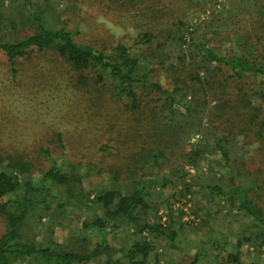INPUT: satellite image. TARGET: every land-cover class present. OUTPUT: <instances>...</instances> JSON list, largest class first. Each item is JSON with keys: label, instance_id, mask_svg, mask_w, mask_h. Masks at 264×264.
Listing matches in <instances>:
<instances>
[{"label": "trees", "instance_id": "trees-1", "mask_svg": "<svg viewBox=\"0 0 264 264\" xmlns=\"http://www.w3.org/2000/svg\"><path fill=\"white\" fill-rule=\"evenodd\" d=\"M49 1L0 0V52L10 70L15 73V64L34 52L50 54L73 73L72 86L88 95L93 106L103 104L97 101L110 99L141 124L120 142L126 165L119 171L111 170L110 186L97 193L84 191L81 167L68 162L60 165L49 153H44V158L51 167L36 180L32 175L34 168L26 160L8 157L4 164L0 158V215L6 226L0 238V264H88L109 249L105 237L110 231L129 227L136 230L138 237L129 247L119 250L120 258L126 260L125 264H149L157 243L167 249L176 248L184 231L180 220L171 213L166 225L161 224L160 218L150 222L155 207L164 205L162 189L170 182L165 176L152 178L153 171H159L172 159L179 161V166H197L210 151L222 157L228 171L227 184L222 185L213 174L196 181L191 192L206 199L197 211L210 217L209 204L220 199L229 211H237L241 224L231 234L233 243L227 234H218L219 240L213 244L218 254L213 260L217 263L220 258L223 264H260L243 261L242 248L248 245L255 257L264 253V177L259 175L245 185L234 184L235 171L239 173L237 165L244 162L234 156L231 143L241 138L243 146L254 145L256 155L251 158L258 165L264 162L261 1L232 0L230 7L211 14L209 20L192 30L184 20L185 9H181L187 0H84L124 10L129 16L127 21L137 28L130 45L118 41L109 47L77 41L79 30L46 26ZM6 3H10L12 15H7ZM16 23L20 24V31L28 28L33 33L15 41L4 39L3 34L16 30ZM197 30L204 33L200 39L195 37ZM231 38L234 47L226 49ZM172 55L175 63L169 62ZM187 96L190 101L185 100ZM145 121L147 125L143 126ZM194 133H200L204 140L189 145L188 139ZM56 137L61 146L60 134ZM109 150L108 146L99 149L104 153ZM119 151L118 147L116 153ZM170 166L176 167L174 163ZM175 169H171L172 174ZM257 171H262V166ZM152 184L159 186V191L151 189ZM5 197L8 198L4 200ZM48 200L55 201L57 209L63 208V200L79 210L87 209V219L68 245L44 239L37 242L33 235L24 234L36 209L40 210V217L48 211ZM182 215L180 212L179 217ZM53 227L54 222L49 223L50 231ZM91 231L101 241L92 247L88 235ZM121 259L106 258L105 264H123ZM197 261L195 255L187 264Z\"/></svg>", "mask_w": 264, "mask_h": 264}, {"label": "rangeland", "instance_id": "rangeland-1", "mask_svg": "<svg viewBox=\"0 0 264 264\" xmlns=\"http://www.w3.org/2000/svg\"><path fill=\"white\" fill-rule=\"evenodd\" d=\"M231 1L187 0L181 8L185 9L184 20L193 30L209 20L211 14L221 13L230 7ZM260 1L264 5V0ZM10 6V3H6L7 15H12ZM49 7L48 17H45L46 26L53 29L64 27L79 30L76 39L83 44L109 47L119 41L130 45L131 39L138 33L137 28L127 21L128 13L107 3L94 5L84 0H50ZM15 25L16 30L11 34H3L4 39L15 41L33 33L28 28L20 31V24ZM8 30L9 27L6 31L9 32ZM196 32L195 37H203V31ZM225 47L233 49L234 39L231 38ZM169 62L175 63L173 55ZM15 68L16 72L13 73L5 55L0 52V158L4 159L3 163L8 162V157H21L33 166L32 175L36 180L43 170L51 167L50 162L44 158V153H49L60 165L68 162L81 167L82 187L85 192L97 193L108 188L110 171H119L126 165L124 147H121L120 142L130 136L132 130L137 129L141 123L131 119L124 112L126 109L123 106L112 104L110 99L108 101L102 98V102L97 101L98 104L103 103L102 105L93 106L88 102V95L72 86L74 80L70 81V77L73 73L50 54L40 55L34 52L31 57L19 60ZM160 79L164 80V76ZM185 100L190 101V97L187 96ZM181 112H184L182 108ZM146 125L145 121L143 126ZM56 134L61 136V146L56 143ZM203 140L200 133H194L190 135L188 144H198ZM102 146H108L110 150L105 153L99 151ZM118 147L120 151L116 153ZM231 148L234 156L244 162L239 167L237 165L239 173L235 171V185L249 184L259 175L264 177V162L258 165L251 158L256 155L254 145L243 146L242 139L237 138L231 143ZM210 152L197 166L189 163L179 166V161L172 159L168 165L158 168L159 171H153L152 178L166 177L170 182L162 189L166 201L163 206L155 207L150 215V222L160 218L161 224L166 225L167 215L171 213L180 220L184 231L176 248L167 249L160 242L157 243L149 264H187L195 255H198L196 264H223L220 258L217 263L213 260L218 254L213 244L219 240V233L227 234L230 236V243L234 242L231 234L236 233L241 226L237 211H229L223 200L214 199L209 204L211 216L206 218L197 211V207L205 205L206 199L192 193L194 187L190 188L199 179H208L210 174L218 178L222 185L227 184L228 171L223 166L222 157L219 153ZM172 163L176 167H171ZM261 166L262 171H257ZM172 168H176L173 174ZM150 188L155 191L160 189L155 184ZM63 202V208L57 209L56 202L48 200V211L42 213V217L38 216L41 212L36 209L37 214L30 219L29 229L24 230V234L33 235L37 242L44 239L68 245L72 235L78 233L83 221L87 219L88 212L85 207L79 210L73 203L67 200ZM262 205L264 206V199ZM180 212L183 213L181 218ZM51 222H54V227L50 231ZM5 229L0 215V238ZM88 235L91 240L90 247L101 242L94 231ZM142 236L145 237L146 234L143 233ZM137 237L136 230L130 227L110 231L105 237L109 249L98 260L92 259L88 264H105L106 258L121 259L119 250L129 247ZM228 250L226 247V251ZM242 251V260L246 263L260 261V264H264V253L255 257L248 245H244ZM121 263L125 264L126 260L122 258Z\"/></svg>", "mask_w": 264, "mask_h": 264}]
</instances>
